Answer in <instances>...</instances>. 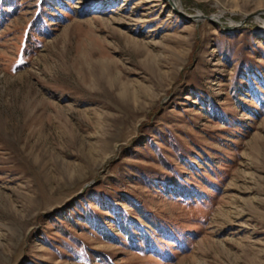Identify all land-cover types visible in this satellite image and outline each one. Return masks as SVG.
<instances>
[{
	"label": "rangeland",
	"instance_id": "obj_1",
	"mask_svg": "<svg viewBox=\"0 0 264 264\" xmlns=\"http://www.w3.org/2000/svg\"><path fill=\"white\" fill-rule=\"evenodd\" d=\"M181 2L0 0V264H264V0Z\"/></svg>",
	"mask_w": 264,
	"mask_h": 264
},
{
	"label": "water",
	"instance_id": "obj_2",
	"mask_svg": "<svg viewBox=\"0 0 264 264\" xmlns=\"http://www.w3.org/2000/svg\"><path fill=\"white\" fill-rule=\"evenodd\" d=\"M176 7V6H175ZM176 10L178 11V12H180V13H182V14H184V15H186L187 17H189V18H193V17H197L198 15L197 14H188V13H186L184 10H181V9H178L177 7H176ZM210 18H213V17H210Z\"/></svg>",
	"mask_w": 264,
	"mask_h": 264
},
{
	"label": "bare ground",
	"instance_id": "obj_3",
	"mask_svg": "<svg viewBox=\"0 0 264 264\" xmlns=\"http://www.w3.org/2000/svg\"><path fill=\"white\" fill-rule=\"evenodd\" d=\"M170 1H171V2H174L175 0H170ZM176 1H177L178 6H179V9L183 10V5H182L181 0H176ZM197 15H201V14H197ZM216 17L218 18L219 15H216ZM259 18H261V17L259 16ZM261 20H262V22L264 23V18H261Z\"/></svg>",
	"mask_w": 264,
	"mask_h": 264
}]
</instances>
